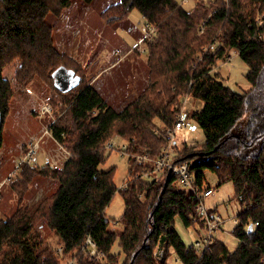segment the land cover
<instances>
[{"label": "trees", "instance_id": "1", "mask_svg": "<svg viewBox=\"0 0 264 264\" xmlns=\"http://www.w3.org/2000/svg\"><path fill=\"white\" fill-rule=\"evenodd\" d=\"M73 1L0 0V148L4 141L16 140L13 131L5 129L12 100L15 96L30 99L26 87L41 76L53 89V134L70 153L62 168L49 161L22 166L12 182V191L17 195L15 210L0 218V264H166L172 252L184 264H264V0H198L192 7L180 0H117L106 6L101 15L110 23L127 19L136 8L156 29L149 38L152 40L148 39L147 82L124 108L110 104L88 82L86 69L55 45L54 28L48 18L62 15ZM83 1L91 4L94 0ZM260 13L263 16L259 18ZM203 49L208 52L203 53ZM231 51L248 65L246 78L250 87L246 91L232 88L221 72L213 69L216 56L225 60ZM62 64L83 77L67 92L58 89L52 77ZM189 95L205 101L201 109L189 110L186 119L192 118L202 126L206 140L195 145L185 143L180 148L175 142L174 161L193 162L191 171L200 187L209 169L216 173L217 184L233 183L236 195L243 201V211L236 216L238 222L232 230L240 239L233 250L218 238L211 250L199 252L188 245L177 231V218L186 226L197 222L201 227L205 225L191 189H185L168 169L155 173L153 178H160H152V182L140 176L145 167H154L156 154L166 143L163 135L161 142V134L155 129L173 126ZM247 113L244 129L235 132ZM112 136L121 137L126 142V154L130 152L127 178L131 182L126 189L116 184L117 166L100 168L110 154L107 143ZM154 138L158 140L151 142ZM157 143L159 150L154 149ZM151 150L156 153L148 154ZM224 153H228L227 157ZM140 155L147 157L146 162L138 159ZM227 161H231L229 165ZM50 176L60 181L58 188L32 204L25 203L32 184ZM117 192L127 208L120 219H112L106 209ZM42 222L59 243H52L43 234L39 228ZM119 223L124 227L117 232L111 225ZM251 223L253 227L249 228ZM88 235L103 257L91 256L83 248ZM115 244L122 248L118 253L113 252ZM159 246L163 247L162 256L156 252Z\"/></svg>", "mask_w": 264, "mask_h": 264}, {"label": "rangeland", "instance_id": "2", "mask_svg": "<svg viewBox=\"0 0 264 264\" xmlns=\"http://www.w3.org/2000/svg\"><path fill=\"white\" fill-rule=\"evenodd\" d=\"M114 1L117 0H94L91 4H88L83 0H74V4L70 7L72 12L66 9L60 16L50 15L48 21L53 25L54 40L58 50L70 55L84 70L86 69L88 82L95 86V88L108 99L110 104L118 108H124L126 101L135 96L147 82L148 73L146 63L149 53L148 40L141 44V51H139V47L134 48V45L146 36L149 28L148 24L152 27L154 26L148 23L145 16L136 8L130 12L127 19L121 22L110 23L104 20L101 15L102 11ZM197 1L198 0H189V2L185 3V6L192 7ZM261 15L262 13L259 14V18ZM201 32L202 31L199 30V33ZM203 53H207V50H204ZM217 57L218 56H216L217 62L214 65L216 66L214 70L221 72L223 80L228 85L238 91L250 87V82L246 78L248 65L236 52L231 51L230 54L226 56L225 60L217 59ZM10 70L12 71V68H10ZM128 74L133 76V78ZM13 79L14 75L12 73V80ZM26 88L31 94V98L25 101L15 96L12 100V110H10L6 118L5 129L8 131L9 129L12 130L16 140L12 139L13 141L11 143L7 140L4 141V145L0 149V178H3L12 170L14 166L13 159L20 156L18 143L21 144L22 142L29 141L30 136L41 133V128L55 119L56 110H53L52 114L48 113L50 110L44 115L40 114L43 103L50 100V95L53 92L51 85L46 81L45 77L36 76ZM184 104L186 111L189 112V110L201 109L204 105V100L189 95L185 98ZM243 118L237 124L239 129L235 127V132H240V130L245 127L249 119V113ZM241 122L242 125H240ZM34 123L35 125H33ZM35 126L36 129H34ZM179 127L176 135L178 147H181L185 143L195 145L206 140V135L202 126L192 118L186 119ZM157 128L163 129L165 127L161 126ZM46 137V142L42 144L39 150L37 157L38 162L44 163L45 161H52L56 165H61L60 167H63L70 155H68L67 150L60 142L56 141L54 138ZM117 137L119 139H117ZM117 137L112 136V138L109 139V141L114 139L116 144L111 149L107 148L110 154L106 162L103 163L100 168L107 170L114 165L117 166L115 181L119 187L123 183L122 187L126 188L130 181L127 178L129 174L128 156L125 153L127 146L124 145L126 142L121 137ZM184 140L186 142L183 143ZM26 146L28 147L29 145L27 144ZM252 149L253 148H250L248 152H251ZM176 154L177 150L174 146L172 158H174ZM22 155H24V153H22L21 156ZM205 176L206 180L208 177V180L204 182L203 187L211 183L215 190V192L206 199V204L208 207H216L221 212L222 216L225 217L223 229L219 231V236L220 239L227 244L229 249L233 250L239 242L238 238L232 233L236 225L234 218L239 214L238 212L243 209V203L241 199L236 196V191L231 181L217 185L218 177L216 173L210 169L205 171ZM16 178L17 175L11 181L1 185L3 188L0 189V191L3 192V196L0 202V218L12 214L15 210L17 195L12 191V182ZM58 184L60 185V181L52 176L46 179L40 178L36 180V182L32 184L31 192L24 202L27 204L36 202L41 196L45 194L48 195L56 190L59 186ZM125 207V202L121 193L117 192L106 209L107 216L112 219H120L124 213L123 211H125ZM111 227L114 228L115 231L120 232L124 224H112ZM39 228L42 229L45 236L49 237L52 243H57V240L49 235V228L44 222L39 225ZM176 228L188 245H192L202 237L201 235L200 237L197 236L196 224L186 226L180 218H177ZM58 248H61V246ZM121 250L122 248L118 244L113 246L114 253H118ZM156 252L159 253L158 255L162 256L163 247L159 246ZM176 257V254L172 252L167 264H183L179 262ZM124 259L125 257L122 258L121 262H123Z\"/></svg>", "mask_w": 264, "mask_h": 264}, {"label": "built area", "instance_id": "3", "mask_svg": "<svg viewBox=\"0 0 264 264\" xmlns=\"http://www.w3.org/2000/svg\"><path fill=\"white\" fill-rule=\"evenodd\" d=\"M180 2L182 4H185L186 2H189V0H180ZM73 4L74 3H72L66 9L72 12L70 7ZM148 27L149 28L146 36L140 39L134 45V48L139 47L140 49V46L143 43V41H146L147 39L153 36V34L155 33V28L149 24ZM215 67L216 66H213V69H215ZM186 97L188 96H185V98ZM185 98L183 100V104L181 105V108L177 113V119L175 124L173 126L165 127L163 129H158V128L155 129L156 133L163 135L166 143L162 149V152L155 158L154 167L152 169L148 168L141 171L140 176L146 179H152L155 176V173L163 171L164 169L167 168L170 172H173L177 176V179L182 186L189 187L191 189V191L194 194V198L197 199L199 202L198 215L204 221L206 226L205 232L202 235V237L199 240L195 241L192 245L199 252H202L207 248H210L211 244L215 240L216 233L219 231L220 228H222L225 218L218 211L211 210V208L208 207L206 204V199L214 192L212 185L200 187L198 184H196V177L194 173H192L191 171V163L187 161H181L180 163H175L174 158L172 159L178 128L182 123L186 121L187 111L184 104ZM53 110L54 108L49 100L43 103L40 114L44 115L47 111H49L48 113L52 114ZM52 122L53 121H51L49 124H46L47 127L46 126L43 127L40 134L30 136L29 141L22 142L21 144L18 143V147L20 149V156H17L13 159L14 166L12 170L3 178H0V189L3 188L1 187V185H3L5 182L11 181L16 175H18L19 170L24 164H33L38 161L37 157L39 154V150L42 144L46 142V138H45L46 136L54 138L56 141L60 142L53 134ZM27 144H29L28 147L26 146ZM115 144H116L115 140L111 139L107 143V148L111 149L115 146ZM22 153H24V155L21 156ZM68 155H70L69 152ZM138 159H140L141 161H145L147 160V157L140 155L138 156ZM50 163L53 166H59L53 163L52 161H50ZM119 188H122V184L120 185ZM234 220L235 222H238L237 217H235ZM256 223L258 224V221ZM86 239L87 240L86 243L84 242L83 248L86 249V251L90 253L91 256H96V257L102 256L103 253L99 251L98 246L96 242L93 240V238L90 235H88ZM69 264H76V263L70 261Z\"/></svg>", "mask_w": 264, "mask_h": 264}, {"label": "bare ground", "instance_id": "4", "mask_svg": "<svg viewBox=\"0 0 264 264\" xmlns=\"http://www.w3.org/2000/svg\"><path fill=\"white\" fill-rule=\"evenodd\" d=\"M179 2H180V1H179ZM202 22H203V21H202ZM200 24H201V23H200ZM155 34H156V33H155ZM158 35H159V34H158ZM153 36H154V35H153ZM140 38H141V37H140ZM155 39H156V41H157V38H155ZM147 40H148V39H147ZM149 40H152V39H149ZM143 42H144V41H143ZM149 42H150V41H149ZM154 42H155V40L153 41V43H154ZM155 43H156V42H155ZM151 44H152V42H151ZM151 44H150V46H151ZM153 45H154V44H153ZM152 47H153V46H152ZM152 47H151V49H152ZM129 48H130V47H129ZM146 50H147V49H146ZM139 51H141V50L139 49ZM153 51H154V50H153ZM135 52H136V51H135ZM150 52H151V51H150ZM125 55H126V54H125ZM119 56H120V54H119ZM117 57H118V56H117ZM129 57H130V56H129ZM120 64H121V63H120ZM132 69H133V68H132ZM119 75H120V74H119ZM128 75H129V74H128ZM128 75H127V76H128ZM129 76H131V75H129ZM129 76H128V77H129ZM117 77H118V76H117ZM131 78H133V76H131ZM102 79H103V78H102ZM100 80H101V79H100ZM103 82H105V81H103ZM123 89H124V88H123ZM245 91H246V90H245ZM245 91H244V92H245ZM107 92H109V91H107ZM114 92H115V91H114ZM251 92H252V91H251ZM120 93H121V92H120ZM119 97H121V96H119ZM108 98H109V97H108ZM110 99H111V98H110ZM114 99H115V98H114ZM118 100H119V99H118ZM122 101H123V100H122ZM62 102H63V101H62ZM114 102H115V101H114ZM124 102H125V101H124ZM63 103H64V102H63ZM204 103H205V101H204ZM55 104H56V103H55ZM64 104H65V103H64ZM123 104H124V103H123ZM125 104H126V103H125ZM54 106H55V105H54ZM61 106H62V104H61ZM68 108H69V107H68ZM262 108H263V107H262ZM64 109H65V108H64ZM57 110H58V109H57ZM34 111H35V110H34ZM34 111H33V112H34ZM30 112H31V111H30ZM33 112H32V113H33ZM64 112H65V113H64ZM64 112H63L62 115H61V116H63V117H64L63 114H65V115L67 114V113H66L67 110H65ZM34 113H36V112H34ZM34 113H33V114H34ZM68 114H69V113H68ZM33 116H34V115H33ZM29 117H31V116H29ZM59 117H60V116H59ZM59 117H58V118H59ZM65 117H66V116H65ZM261 117H262V116H261ZM58 118H57V119H58ZM59 119H60V118H59ZM174 119H175V118H174ZM243 119H244V118H243ZM175 120H176V119H175ZM175 120H174V121H175ZM243 122H244V121H243ZM247 122H248V121H247ZM262 122H263V121H262ZM237 123H238V122H237ZM171 124H173V123H171ZM31 125H32V124H31ZM33 125H35V123H34ZM240 125H242V122H241ZM249 125H250V124H248V126H249ZM37 126H38V125H37ZM42 126H43V125H42ZM54 126H55V125H54ZM54 126H53V127H54ZM167 127H168V126H167ZM39 128H40V127H39ZM179 128H180V127H179ZM236 128L239 129V127H237V126H236ZM250 128H251V126H250ZM32 129H33V128H32ZM34 129H36V126H35ZM41 129H42V128H41ZM55 129H56V128H55ZM238 129H237V130H238ZM243 129H244V128H243ZM263 129H264V128H263ZM37 130H38V129H37ZM52 130H53V129H52ZM231 131H232V130H231ZM244 131H245V130H244ZM38 132H39V131H38ZM40 132H41V131H40ZM242 132H243V131H242ZM253 132H254V131H253ZM255 132H256V131H255ZM39 134H40V133H39ZM235 134H236V133H234V135H235ZM250 134H251V133H250ZM154 135H155V134H154ZM159 135H160V134H159ZM159 135H158V136H159ZM236 135H238V134H236ZM246 135H248V133H247ZM259 135H261V134H259ZM259 135L257 134V136H259ZM228 136H229V135H228ZM230 136H231V134H230ZM230 136H229V138H230ZM257 136H256V137H257ZM116 137H117V136H116ZM154 137H156V136H154ZM159 137H160V138H159L160 140L162 139L161 142H164L162 135L159 136ZM161 137H162V138H161ZM233 137H234V136H233ZM239 137H240V136H239ZM243 137H244V136H243ZM249 137H250V136H249ZM256 137H255V138H256ZM46 138H47V137H46ZM234 138H236V137H234ZM252 138H253V137H252ZM108 139H109V138H108ZM108 139H107V140H108ZM117 139H119V138L117 137ZM155 139L158 140L157 138H154V139H151V142H154L153 140H155ZM240 139H241V138H239V140H240ZM259 139H260V138H259ZM49 140H50V139H49ZM227 140H228V139H226V141H227ZM234 140H235V139H234ZM254 140H255V139H254ZM260 140H261V139H260ZM263 140H264V138H263ZM263 140H262V141H263ZM241 141H243V140L241 139ZM250 141H251V140H250ZM250 141H248V142H250ZM258 141H259V140H258ZM121 142H123V141H121ZM157 142H158V141H157ZM184 142H186V141L184 140L183 143H184ZM234 142H235V141H234ZM236 142H238V141L236 140ZM225 143H226V142H225ZM238 143H239V142H238ZM241 143L245 144L244 141L241 142ZM251 143H252V142H251ZM251 143H250V144H251ZM257 143H258V142H257ZM262 143H263V142H262ZM262 143H261V144H262ZM148 144L150 145V143H148ZM158 144L160 145V143H157V144H156L157 146H156V148H154V149L159 150V149H158V148H159V147H158V146H159ZM163 144H165V143H163ZM194 144H195V143H194ZM223 144H224V143H222V145H223ZM247 144H248V143H247ZM247 144H245V145L247 146ZM259 144H260V143H259ZM261 144H260V145H261ZM28 145H29V144H28ZM118 145H120V144H118ZM118 145H117V146H118ZM176 145H177V144H176ZM176 145H175V146H176ZM187 145H188V144H187ZM220 145H221V143H220ZM257 145H258V144L255 143V146H257ZM62 146H63V145H62ZM117 146H116V147H117ZM161 146H162V144H161ZM178 146H179V145H177V147H178ZM184 146H185V145H184ZM249 146H250V145H249ZM255 146H254V147H255ZM258 146H259V145H258ZM258 146H257V147H258ZM262 146L264 147V145H261V147H262ZM65 147H66V146H65ZM128 147H129V146H128ZM149 147H150V146H149ZM162 147H163V146H162ZM177 147H176V148H177ZM221 147H222V146H221ZM221 147H220V148H221ZM233 147H234V146H233ZM233 147H232V148H233ZM235 147H236V146H235ZM240 147H241V145H240ZM240 147H239V148H240ZM104 148H105V147H104ZM122 148H123V146H122ZM178 148H180V147H178ZM223 148H225V147H223ZM227 148H229V146H228ZM230 148H231V147H230ZM232 148H231V149H232ZM242 148H243V147H242ZM252 148H253V147H252ZM117 149H118V148H117ZM132 149H133V148H132ZM150 149H151V148H150ZM152 149H153V148H152ZM162 149H163V148H162ZM221 149H222V148H221ZM231 149H230V150H231ZM234 149H235V148H234ZM236 149H237V148H236ZM240 149H241V148H240ZM240 149H239V151H240ZM68 150H69V149H68ZM114 150H115V149H114ZM119 150H120V149H119ZM128 150H129V149H128ZM156 150H154V151L151 150V151H148L147 153H148V154H149V152H154V153H156V152H155ZM176 150H177V149H176ZM180 150H181V149H180ZM230 150H229V151H230ZM232 150H233V149H232ZM70 151H71V150H70ZM105 151H106V150H105ZM110 151H111V150H110ZM130 151H132V150H130ZM133 151H134V149H133ZM136 151H137V150H136ZM161 151H162V150H161ZM161 151H160V152H161ZM220 151H221V150H220ZM222 151H223V150H222ZM224 151H225V150H224ZM224 151H223V152H224ZM226 151H227V150H226ZM226 151H225V152H226ZM239 151H238V152H239ZM242 151H243V150H242ZM258 151H259V150H258ZM139 152H140V151H139ZM145 152H146V151H145ZM145 152H144V153H145ZM231 152H233V151H231ZM246 152H247V151H246ZM262 152L264 153V151L261 150V154H263ZM125 153H126V152H125ZM129 153H130V152H129ZM129 153L127 152V154H129ZM131 153H132V152H131ZM137 153H138V152H137ZM221 153H222V152H221ZM236 153H237V152H236ZM243 153H244V152H243ZM135 154H136V153H135ZM140 154H141V153H140ZM148 154H147V155H148ZM150 154H151V153H150ZM227 154H228V153H227ZM227 154L224 153V156L226 155V157H227ZM231 154H232V153H231ZM231 154H230V156H231ZM233 154H234V153H233ZM250 154H251V153H250ZM250 154H249V155H250ZM107 155H108V154H107ZM133 155H134V154H133ZM153 155H155V154H153ZM176 155H177V154H176ZM215 155H216V154H215ZM71 156H72V155H71ZM129 156H130V155H129ZM129 156H128V157H129ZM149 156H150V155H149ZM156 156H158V155L156 154ZM156 156H155V157H156ZM232 156H234V155H232ZM263 156H264V155H263ZM263 156H262V158H263L262 160L264 161V157H263ZM65 157H66V156H65ZM219 157H220V156H219ZM219 157H218V158H219ZM235 157H236V156H235ZM107 158H108V157H107ZM131 158H132V157H131ZM177 158H178V157H177ZM215 158H217V157H215ZM233 158H234V157H233ZM67 159H68V158H67ZM105 159H106V158H105ZM134 159H135V157H134ZM136 159H137V157H136ZM172 159H173V158H172ZM194 159H195V158H194ZM221 159H222V158H221ZM241 159H242V158H241ZM241 159H240V160H241ZM61 160H62V159H61ZM131 160H133V158H132ZM149 160H150V158H149ZM178 160H180V159H178ZM181 160H183V159H181ZM212 160H214V159H212ZM226 160H227V159H226ZM226 160H224V162H225ZM230 160H231V159H230ZM176 161H177V160H176ZM215 161H216V160H215ZM222 161H223V160H222ZM228 161H229V160H228ZM228 161H227V163H228ZM237 161L239 162V160H237ZM237 161H236V162H237ZM37 162H38V161H37ZM67 162H68V161H67ZM136 162H137V160H136ZM136 162H135V164H137ZM145 162H146V161H145ZM196 162H197V161H196ZM216 162H217V161H216ZM230 162H231V161H230ZM230 162L228 163V165L230 164ZM234 162H235V161H234ZM141 163H142V162H141ZM148 163H149V162H148ZM179 163H180V162H179ZM192 163H193V162H192ZM192 163H191V164H192ZM130 164H131V163H130ZM139 164H140V162H139ZM139 164H138V165H139ZM217 164H219V162H218ZM144 165H146V164H144ZM144 165L142 164V166H144ZM224 165H225V163H224ZM224 165H223V166H224ZM228 165H227V166H228ZM59 166H61V165H59ZM23 167H24V166H23ZM113 167H114V166H113ZM136 167H137V166H136ZM21 168H22V167H21ZM61 168H62V167H61ZM64 168H65V167H64ZM134 168H135V167H134ZM145 168L147 169V167H145ZM263 168H264V167H263ZM139 169L141 170V168H139ZM22 170H23V169H22ZM108 170H109V169H108ZM136 170H137V168H136ZM166 170H167V169H166ZM263 170H264V169H263ZM164 171H165V170H164ZM167 171H168V170H167ZM167 171H166V172H167ZM19 172H20V171H19ZM132 172H133V171H131V173H132ZM192 172L194 173V171H192ZM115 173H116V172H115ZM171 173H172V172H171ZM262 173H263V172H262ZM262 173H261V174H262ZM129 174H130V173H129ZM134 174H135V173H133V176H134ZM139 174H140V171H139ZM263 174H264V173H263ZM263 174H262L261 176H263ZM18 175H19V174H18ZM156 175H157V174H156ZM158 175H159V174H158ZM161 175H162V174H161ZM161 175H160V176H161ZM235 175H236V174H235ZM135 176H136V174H135ZM175 176H176V175H175ZM137 177H138V176H137ZM137 177H136V178H137ZM131 178H132V177H131ZM156 178H157V177H156ZM158 178H160V177H158ZM158 178H157V179H158ZM175 178H177V176H176ZM138 179H139V177H138ZM153 179H154V178H153ZM157 179H154V181L157 180ZM132 181H133V180H132ZM174 181H175V180H174ZM129 182H131V181H129ZM151 182H152V179H151ZM245 182H246V180H245ZM196 183H198V181H197ZM246 183H247V182H246ZM55 184H56V183H55ZM116 184H117V183H116ZM122 184H123V183H122ZM130 184H131V183H130ZM174 184H175V183H174ZM198 184H199V183H198ZM208 184H209V183H208ZM58 185H59V184H58ZM128 185H129V184H128ZM217 185H218V184H217ZM245 185H246V184H245ZM248 185H249V184H248ZM116 186H117V185H116ZM166 186H167V185H166ZM178 186H180V185H178ZM178 186H177V187H178ZM199 186H200V185H199ZM201 186H202V185H201ZM122 188H123V187H122ZM124 188H125V187H124ZM119 189H120V188H119ZM125 189H126V188H125ZM125 189H124V190H125ZM127 189H128V188H127ZM165 189H166V188H165ZM181 189H182V188H181ZM185 189H186V187H185ZM188 189H190V188L188 187ZM213 189H214V188H213ZM124 190H123V191H124ZM245 191H246V190H245ZM17 192H18V191H17ZM161 192H162V191H161ZM164 192H165V191H164ZM243 193H244V191H243ZM18 194H19V193H18ZM236 194H237V193H236ZM240 195H241V192H240ZM247 195L250 196L249 193H248ZM247 195H246V196H247ZM252 195H253V194H252ZM252 195H251V196H252ZM18 196H19V198H20L21 195H18ZM236 196H237V195H236ZM243 196H244V194H243ZM249 196H247L246 198H249ZM164 197H165V196H164ZM237 197H238V196H237ZM162 198H163V197H162ZM239 198H240V196H239ZM237 199H238V198H237ZM240 199H241V198H240ZM249 199H250V198H249ZM195 200H196V199H195ZM248 201H249V200H248ZM242 202H243V201H242ZM196 203H197V202H196ZM131 204H132V202H131ZM246 204H247V203H246ZM251 204H252V203H251ZM251 204H250V205H251ZM196 205H198V204H196ZM242 205H243V204H242ZM247 205H248V204H247ZM252 205H253V204H252ZM32 206H34V205H32ZM248 206H249V205H248ZM253 206H254V205H253ZM197 207H198V206H197ZM246 207H247V206H246ZM250 207H251V206H250ZM126 208H127V207H126ZM126 208H125V209H126ZM240 209H241V208H240ZM240 209H239V210H240ZM252 209H253V207H252ZM252 209H251V210H252ZM132 210H133V209H132ZM106 211H107V210H106ZM214 211H216V209H215ZM242 211H243V210H242ZM247 211H249V210L247 209V210L245 211L246 214H247ZM123 212H124V211H123ZM132 212H133V211H132ZM238 213H239V212H238ZM241 213H242V212H241ZM106 214H107V213H106ZM132 215H133V214H132ZM132 215H130V217H131ZM238 216H239V215H238ZM240 217H241V216H240ZM239 220H242V219H239ZM256 221H257V220H256ZM253 222H254V221H253ZM246 224H248V223H246ZM193 225H194V224H193ZM200 225H201V224H200ZM187 226H188V225H187ZM190 226H191V225H190ZM258 226H259V224H258ZM258 226H257V227H258ZM222 227H223V226H222ZM254 227H255V225H254ZM220 229H221V228H220ZM196 230H197V229H196ZM201 236H202V235H201ZM196 238H197V237H196ZM56 239H57V238H56ZM194 239H195V238H194ZM215 239H216V237H215ZM239 240H240V239H239ZM57 242H58V241H57ZM55 243H56V242H55ZM58 243H59V242H58ZM83 243H84V241H83ZM83 245H84V244H83ZM211 245H212V244H211ZM212 246H213V245H212ZM99 249H100V248H99ZM209 249H210V248H208V250H209ZM85 250H86V249H85ZM206 250H207V249H206ZM210 250H211V249H210ZM212 250H213V248H212ZM82 251H83V250H82ZM169 251H170V250H169ZM84 252H85V251H84ZM84 252H83V253H84ZM86 252H87V251H86ZM167 252H168V251H167ZM167 252H165V253H167ZM88 254H90V253H88ZM105 254H106V253H105ZM105 254H104V255H105ZM157 254H159V253H157ZM107 256H108V255H107ZM164 256H165V255H164ZM89 257H90V256H89ZM102 257H103V256H102ZM105 258H106V256H105ZM100 259H101V258H100ZM93 260H96V259H93ZM104 261H105V260H104ZM63 263H64V262H63ZM65 263H67V261H66ZM78 264H79V263H78ZM166 264H167V263H166ZM183 264H184V263H183Z\"/></svg>", "mask_w": 264, "mask_h": 264}, {"label": "water", "instance_id": "5", "mask_svg": "<svg viewBox=\"0 0 264 264\" xmlns=\"http://www.w3.org/2000/svg\"><path fill=\"white\" fill-rule=\"evenodd\" d=\"M52 77L54 79V85L61 91L67 92L82 81V75L77 73L76 70L72 67H68L65 64L58 66L53 72ZM1 123V118H0ZM167 184V183H166ZM166 184L163 188L162 194L165 191ZM253 227V223L249 225V228Z\"/></svg>", "mask_w": 264, "mask_h": 264}, {"label": "crops", "instance_id": "6", "mask_svg": "<svg viewBox=\"0 0 264 264\" xmlns=\"http://www.w3.org/2000/svg\"><path fill=\"white\" fill-rule=\"evenodd\" d=\"M207 180H208V177H207ZM207 180H206V182H207ZM209 185H212V184L210 183ZM212 187H213V185H212ZM214 192H215V190H214ZM214 192H213V193H214ZM210 208H211V209H216L217 211H219L216 207H210ZM219 212H220V211H219ZM220 213H221V212H220ZM224 218H225V217H224ZM196 226H197V228H196V229H197V236L200 237V235H202V234L204 233L206 227H205V226H204V227H201L200 224H199V222L196 223ZM222 229H223V228L219 229V231L222 230ZM219 231H218L217 234H216V238H218V239H220ZM196 239H197V238H196ZM176 258L178 259L179 262H181V261L179 260L178 257H176Z\"/></svg>", "mask_w": 264, "mask_h": 264}]
</instances>
